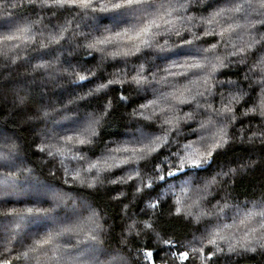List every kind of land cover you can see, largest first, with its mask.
<instances>
[{
    "label": "clouds",
    "instance_id": "9594fccd",
    "mask_svg": "<svg viewBox=\"0 0 264 264\" xmlns=\"http://www.w3.org/2000/svg\"><path fill=\"white\" fill-rule=\"evenodd\" d=\"M0 264H264V0H0Z\"/></svg>",
    "mask_w": 264,
    "mask_h": 264
},
{
    "label": "trees",
    "instance_id": "16d2710c",
    "mask_svg": "<svg viewBox=\"0 0 264 264\" xmlns=\"http://www.w3.org/2000/svg\"><path fill=\"white\" fill-rule=\"evenodd\" d=\"M114 134H119L118 132L117 133H114ZM257 179H259V174L257 175ZM245 183H248V184H250V183H252V181H246Z\"/></svg>",
    "mask_w": 264,
    "mask_h": 264
}]
</instances>
